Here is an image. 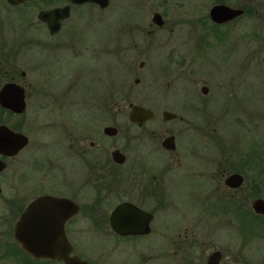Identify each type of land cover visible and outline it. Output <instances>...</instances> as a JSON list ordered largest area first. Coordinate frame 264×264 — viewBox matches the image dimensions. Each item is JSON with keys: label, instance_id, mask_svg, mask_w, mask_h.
<instances>
[{"label": "rangeland", "instance_id": "rangeland-1", "mask_svg": "<svg viewBox=\"0 0 264 264\" xmlns=\"http://www.w3.org/2000/svg\"><path fill=\"white\" fill-rule=\"evenodd\" d=\"M216 2L110 0L105 8L82 4L73 7L61 31L51 35L37 18V11L45 6L44 0H27L19 5L0 0V55L3 53L8 60L6 68L15 73V80L24 86L26 93L25 110L14 113L7 108L0 109V122L23 131L30 139L27 147L12 159L11 164L16 170L8 172L9 178L20 180L21 168L27 169L28 165L32 173H37L34 168L42 159L55 157L61 128L73 126L79 132L92 135L96 129L111 122L112 116L104 108L107 99L99 100L100 95L109 94L108 89L112 93L118 91L116 97L121 99L120 133L130 131L129 101L159 112L164 108L178 114L184 112L177 105L190 103L195 97L189 84L178 82L179 77L185 79L179 68L175 67L170 74L163 69L153 79L148 74L150 67L146 62L137 73H132L130 66L137 68L139 59L146 56L143 47L150 37L146 31L144 34L136 31L149 29L153 12L160 11L165 19L163 26H152L160 31L161 36H170L167 46L189 49L194 38L191 35L197 30L191 18L200 13L207 15L210 6ZM226 3L245 5L254 14L219 26L233 31L231 36L236 37L234 53L229 52L224 64H219L222 59L219 62L213 59L222 56L223 48L229 49L228 34L218 39L221 41L216 47H212L214 44L201 47L205 58L198 64L199 80L207 81L210 90L206 94L201 92L202 114L197 117L187 114L197 127L190 128L192 123L188 124L177 136L183 149L181 166L172 161L173 170L168 172L165 181L167 199L175 207H171L170 213L157 214L155 219L156 228L172 222L187 227L189 235L198 234V244L186 247L187 264H203L206 255L215 248L221 249L224 259L232 264H264V238L254 236L245 240L241 234L243 224L235 214L236 205L249 213L246 204L250 207V201L259 192L264 196V146L259 144L264 143V0H227ZM207 21L202 18L196 20V24L208 25ZM121 29L125 32L121 33ZM244 33H249V40L243 39ZM117 38L125 39L128 45L124 49L126 52L122 53L121 65L116 53ZM64 44L71 49H66ZM77 51H81L79 57L70 56ZM94 67L100 78L90 80L89 85L83 84ZM98 68L103 69V77ZM151 68L157 71L156 67ZM136 74L140 77L137 84L133 82ZM4 81L3 77L0 85ZM174 83L176 90L162 93V84L168 90L173 89ZM154 85L156 91L152 92ZM151 93L156 95L155 99ZM169 122L180 129L175 121ZM191 145L196 147L197 155L192 156L186 150ZM249 146L250 165L246 151ZM255 157L262 158V163L254 161ZM192 164L196 165L201 176L189 175ZM73 169L75 172V166ZM73 169L68 165L67 174ZM234 171L246 175L240 186L233 187L235 203L231 212L214 197L213 190L216 174ZM6 173L1 174L5 184ZM59 177L60 173L56 172V178ZM249 190L251 194L247 199ZM239 218L245 219L246 216L239 215ZM113 240V235L91 231L85 236L83 247L91 252L104 247L111 260L118 258L126 263L133 262V257H139V253L148 252L149 247L155 252L164 248L155 234L124 240L119 245H112ZM189 257H192V263ZM149 264L168 262L158 258Z\"/></svg>", "mask_w": 264, "mask_h": 264}, {"label": "flooded vegetation", "instance_id": "flooded-vegetation-1", "mask_svg": "<svg viewBox=\"0 0 264 264\" xmlns=\"http://www.w3.org/2000/svg\"><path fill=\"white\" fill-rule=\"evenodd\" d=\"M26 1L21 3H25ZM44 1L46 2L45 6L39 10L69 6V14L60 20V28L55 32H50L47 28L51 35H55L61 31L65 21L70 17L73 7L82 4H95L90 2L75 4L70 2V0ZM232 6H239L244 10L236 18L248 16L243 6L238 4ZM155 12H159L162 15L163 22L157 24L151 17V22L149 23L151 27L149 29H138L139 32L136 31L137 34H144L146 31L150 34V37L146 39L145 46L143 47V52L146 53V56L139 59L137 68L131 65L130 69L132 73H137L147 62L150 67L148 74L155 79L163 69L164 72L166 71V73L170 74L175 71V67L179 68L180 71L176 70L185 79L179 77L180 81L178 82L189 84L195 100L190 103L177 105L184 110L181 114L168 108H164L159 112L152 107L142 104L150 108L154 113L152 118L145 120L142 124L130 121L128 117V103L135 101H129L127 103V118L129 120L128 129L130 128V131L120 133L118 127L122 115L121 99L116 97L117 93H119L118 91L112 93V90L108 89L109 94L104 93L100 95L99 100L105 101V98L107 99L108 104H104V108L112 116L111 122L105 124L101 129H96L92 135L79 132L73 126L61 128V136L57 137L58 152L56 151V156L42 159L34 168L37 173H32L33 170H30V165H28L27 169L26 167L21 168L20 180L9 178L8 172L16 170L13 168L14 164H11L12 159L29 144L30 139L27 134L28 142L18 152L11 155L0 153V160L2 162L0 168V264H67V258H77L88 264H149L158 258L166 259L168 264H187L186 247L187 245L198 244V234L191 233L189 235L187 227L177 226V224L172 222L163 223L161 227L156 228L155 219L157 214L170 213L171 207H175V205H172L171 200L167 199L165 181L168 172L173 170L172 161H176L178 167L181 166L180 156L183 155V149L181 143L179 144L177 141V136L180 131L187 128L186 125L192 123L187 114L196 117L202 114L201 92L206 94L210 90V85L207 81L200 82L199 80L198 64L205 58L201 47H210L213 44L212 47H216L221 41L218 39H221L224 34H228L231 43L228 46L229 49L223 48L222 56L217 55L213 59L217 62H219V59H222L223 61L219 62V64H224L225 59L229 56V52L234 53L236 37L231 36L234 33L233 31L231 33V30L221 29L219 26L228 24L229 22L233 23L236 18L218 23L210 18L209 10L207 15L206 13L204 15L200 13L198 16L192 17L191 21L194 22L197 30L191 35V38H194L192 39L190 48L185 50L181 46L170 45L171 48L167 46V43L168 45L170 43V36H161L159 34L160 31L152 26L155 24L161 27L165 22L163 13L156 10L153 14ZM202 18L208 19V25L196 24V20L198 21ZM40 21L47 27L45 21ZM123 30H120L121 33L125 32ZM243 39L249 40V33H244ZM124 40L122 38L116 39V53L119 56L120 65L122 63V53L126 52L124 49L128 46ZM39 42L41 43V41ZM63 43L61 42V44ZM64 47H67L66 49L69 50L71 49L66 44H64ZM80 53L81 51L73 52L70 56L79 57ZM7 63L9 62L2 53L0 55V80L4 77L6 81H16L15 73L10 72L6 68ZM151 66L156 67L157 71L153 70ZM95 68L89 74L87 81H83V84L89 85L88 82L90 80L100 78L101 75L95 74ZM97 71L102 73V77L104 76L103 69L98 68ZM229 71L232 70L229 69ZM98 81L102 80L98 79ZM139 81L140 77L136 74L133 82L137 84ZM176 83H174L173 89L168 90H165L164 84H162V93L165 94L167 91L176 90ZM199 83L200 85H198ZM155 87L154 85L153 89ZM153 89L152 92H155L156 89ZM151 95L155 99L156 95L154 96L152 93ZM165 111L172 113L173 116L167 117ZM171 120L175 121L180 126V129L175 125H171L169 122ZM194 123L191 124L190 128L197 127L193 125ZM7 125L11 127L9 124ZM106 126L114 127L116 132L112 134L107 133L104 130ZM170 136L173 138L172 147H169L164 142ZM259 144L264 146V143L260 142ZM186 150L192 156L197 155V149L196 147L193 148L192 145L187 147ZM246 151L250 165V161L252 160L250 146ZM256 153L258 152L256 151ZM256 155H259V153ZM253 160L262 163V158L255 157ZM68 165H71L72 169L75 166V172L73 169V172L69 170V174H67ZM198 170L196 165L192 164L189 175L192 177L201 176ZM4 171L5 173L7 171V179L5 181L7 184L1 178V174ZM56 172L60 173L59 178H56ZM229 173L216 174L215 179L217 178V182L213 194L222 203L223 207H225L224 204L226 206L228 204V207L224 209L232 212L235 203V189L225 183V178ZM245 175H243L244 178ZM250 177L249 175L248 178ZM259 193L250 201V207L248 203L245 207L248 208L249 212H244L246 221L243 222V228H241V234L245 240L254 236H259L260 239L264 238V213L256 212L252 207V202L255 198H264ZM246 194L247 199H249L250 190ZM124 201L130 202L151 214L148 222L149 230L147 232L121 234L112 228L110 214L116 205ZM18 222L21 223L22 235H24L26 241L31 244L42 245L40 246V253L32 252L24 246L22 241L15 237ZM192 225L196 226L194 223ZM41 229H46V233H48V230H55L56 236L51 238V240L49 237H42L40 235ZM230 229L234 232L233 228ZM91 231L113 235L115 240L111 241L112 245H119V242L124 240L155 234L164 248L158 249L155 252L153 247H149L148 252L139 253V257H133V262L129 261L126 263L118 258L111 260V258L106 256L104 247L100 250L93 249L92 252L89 248L83 247L85 236ZM49 243L55 248L53 254H46L44 252L43 246ZM59 245L61 248H58ZM208 254L203 264H206ZM189 261L192 263V257H189ZM222 261L230 263L224 259L223 251L222 257H220V262Z\"/></svg>", "mask_w": 264, "mask_h": 264}, {"label": "water", "instance_id": "water-1", "mask_svg": "<svg viewBox=\"0 0 264 264\" xmlns=\"http://www.w3.org/2000/svg\"><path fill=\"white\" fill-rule=\"evenodd\" d=\"M25 0H7L10 4H19ZM110 0H70V2L79 3H95L100 7H106ZM69 6L55 7L52 9L39 10L37 12V18L45 21L47 28L50 32H55L60 28V20L67 16L69 13ZM243 8L239 6H232L224 2H216L212 4L209 8L210 18L218 23L226 22L236 18L238 15L243 13ZM155 23L161 24L163 22L162 15L159 12H155L152 16ZM205 91V88H204ZM0 106L11 110L14 113H21L26 108V93L25 88L20 83L7 80L0 85ZM167 117L173 116L172 113L165 111ZM154 116L153 111L136 102L128 103V117L130 121L142 124L145 120L152 118ZM104 130L107 133H115L116 129L112 126H106ZM28 142V136L21 132L14 130L5 123H0V153L11 155L18 152L26 143ZM165 144L169 147L173 146L172 136L167 137L164 140ZM2 162L0 160V168ZM244 176L241 172L234 171L230 172L226 178L225 183L230 187H238L242 184ZM252 207L256 212L264 213V198L257 197L252 202ZM151 218V214L146 212L130 202H121L114 207L110 214V224L112 228L121 234L126 233H138L147 232L149 230L148 222ZM20 222H18L15 232V237L22 241L24 246L34 253H40V246L37 244H31L26 241L24 235H22ZM42 237L54 238L56 236L55 230L41 229ZM61 242V240H59ZM51 243V242H50ZM43 246L46 254L54 253V246L51 244ZM58 248H61L59 245ZM62 252V251H61ZM220 257H222V251L220 249H214L208 254L206 264H230L227 261L220 262ZM67 258V257H66ZM67 264H88L78 260L77 258H67Z\"/></svg>", "mask_w": 264, "mask_h": 264}, {"label": "trees", "instance_id": "trees-1", "mask_svg": "<svg viewBox=\"0 0 264 264\" xmlns=\"http://www.w3.org/2000/svg\"><path fill=\"white\" fill-rule=\"evenodd\" d=\"M217 2H227V0H216ZM25 3H27V1L25 2ZM238 5H241V6H243L244 7V9H245V11L247 12L246 14H248V16H252L253 14H251V10L250 9H248L247 7H245V5H242V4H238ZM258 8V7H257ZM256 15V14H255ZM1 110L2 109H5V108H3V107H1L0 108ZM9 111H11V110H9ZM224 206L225 207H228V204H227V206H226V204H224ZM224 207V208H225ZM242 208H241V206L240 205H236V210H235V214H236V216H237V218L239 219V221L243 224V222L244 221H246V219H242V218H239V215H244V211H242L241 210ZM245 216V215H244Z\"/></svg>", "mask_w": 264, "mask_h": 264}, {"label": "bare ground", "instance_id": "bare-ground-1", "mask_svg": "<svg viewBox=\"0 0 264 264\" xmlns=\"http://www.w3.org/2000/svg\"><path fill=\"white\" fill-rule=\"evenodd\" d=\"M73 208V207H72Z\"/></svg>", "mask_w": 264, "mask_h": 264}]
</instances>
